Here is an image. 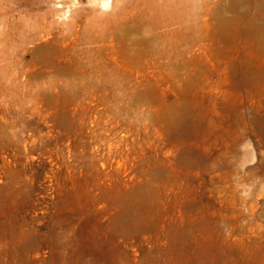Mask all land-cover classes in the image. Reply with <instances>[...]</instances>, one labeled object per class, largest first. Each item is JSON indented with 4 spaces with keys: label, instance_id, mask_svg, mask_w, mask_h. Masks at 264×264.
Returning a JSON list of instances; mask_svg holds the SVG:
<instances>
[{
    "label": "rangeland",
    "instance_id": "1",
    "mask_svg": "<svg viewBox=\"0 0 264 264\" xmlns=\"http://www.w3.org/2000/svg\"><path fill=\"white\" fill-rule=\"evenodd\" d=\"M180 1L0 0V264H264V103L235 94L227 59L189 73L159 54L157 7ZM143 39L148 53L126 55ZM187 97L212 135L192 147L207 160L197 176L172 164L182 148L164 123ZM154 167L168 178L154 183L156 212L199 213L177 246L114 226L115 195Z\"/></svg>",
    "mask_w": 264,
    "mask_h": 264
},
{
    "label": "bare ground",
    "instance_id": "2",
    "mask_svg": "<svg viewBox=\"0 0 264 264\" xmlns=\"http://www.w3.org/2000/svg\"><path fill=\"white\" fill-rule=\"evenodd\" d=\"M190 2L181 0L175 7H157L158 13L163 16L162 27L165 29V32L160 33V37L166 39L165 49L160 50L159 54L169 59L172 69H183L189 73L194 70L196 73H202L205 70L202 64L204 59H227V70L235 81V94L239 97L240 91L246 89L257 102L264 103L261 80L257 76L260 69L250 64L254 60L255 64L264 61V0H202L200 6H197V11H193ZM158 35L159 33L154 34L153 37ZM240 40L245 41L244 45ZM205 42L216 47L209 52L193 50L194 45ZM150 43V40L143 39L138 42L137 49L127 52L126 55H145L149 52ZM180 61L183 62L182 65H179ZM67 86L68 84L61 87ZM182 106L174 116L165 117L164 122L168 140L183 149L177 150L172 164L197 176L199 170L207 171V160L203 153L192 151V147L196 144L204 146L208 141L206 139L212 135L203 127L196 99L187 97ZM254 121L256 129L264 134V116H255ZM145 175L146 182L115 195L114 203L119 208V213L114 219V226L122 227L123 231L131 228L136 232H167L171 236L173 246H177L181 240L191 235L188 232H195L191 218L196 213L199 214L198 210L194 205H190L186 210L187 215L179 219V223L161 213L159 215L156 212L159 207L158 204L155 205L154 183L168 181L167 174L161 167H156L149 169ZM255 194L264 199V192ZM168 220L172 221L168 224ZM183 224L187 225L186 229ZM196 228L203 227L198 225ZM175 264H186V258L178 259Z\"/></svg>",
    "mask_w": 264,
    "mask_h": 264
},
{
    "label": "clouds",
    "instance_id": "3",
    "mask_svg": "<svg viewBox=\"0 0 264 264\" xmlns=\"http://www.w3.org/2000/svg\"><path fill=\"white\" fill-rule=\"evenodd\" d=\"M98 5L103 9H108L110 7L108 0H98Z\"/></svg>",
    "mask_w": 264,
    "mask_h": 264
},
{
    "label": "snow or ice",
    "instance_id": "4",
    "mask_svg": "<svg viewBox=\"0 0 264 264\" xmlns=\"http://www.w3.org/2000/svg\"><path fill=\"white\" fill-rule=\"evenodd\" d=\"M109 3H111V0H108Z\"/></svg>",
    "mask_w": 264,
    "mask_h": 264
}]
</instances>
